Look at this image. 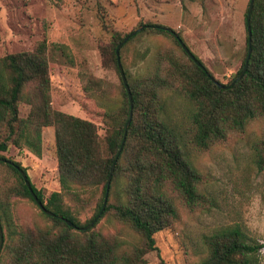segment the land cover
<instances>
[{"label":"trees","instance_id":"16d2710c","mask_svg":"<svg viewBox=\"0 0 264 264\" xmlns=\"http://www.w3.org/2000/svg\"><path fill=\"white\" fill-rule=\"evenodd\" d=\"M151 27L154 33L171 37L180 56L160 55L152 73L135 78L122 70L131 99V119L118 155L129 106L114 51L131 31L125 35L109 33L110 59L118 75L115 98L107 97L100 79L90 77L82 85L85 94L98 101L102 137L90 121L51 109L43 41L31 52L0 58V153L10 144L39 158L41 130L52 128L58 184V190L44 198L29 182L24 167L0 154V159L11 163L0 165L15 178L6 194L26 198L35 205L19 169L25 173L37 202L51 214L38 209L49 222L43 228L12 226L9 230V204L0 199V261L8 256L6 264H144V255L156 250L154 234L173 227L179 206L194 207L202 198L197 189L200 177L191 164L190 152L208 149L231 133L243 132L253 120L261 124L254 163L264 170V0L252 3L247 68L227 89L210 82L212 75L191 52L201 67L185 55L176 41L175 37L181 40L177 33L163 31L158 25ZM246 43L245 36L240 68L223 86L241 71ZM165 92L188 105L185 125L172 127L162 118ZM21 103L28 106L24 118L18 115ZM112 164L104 208L83 230L99 214ZM104 216L125 226L138 242L126 245L119 237H105L95 230ZM4 225L10 231L7 235L2 232ZM204 247V255L194 264H258L261 248L250 243L237 225L223 227L204 241Z\"/></svg>","mask_w":264,"mask_h":264},{"label":"rangeland","instance_id":"374dc122","mask_svg":"<svg viewBox=\"0 0 264 264\" xmlns=\"http://www.w3.org/2000/svg\"><path fill=\"white\" fill-rule=\"evenodd\" d=\"M247 5L248 0H0V58L31 52L43 41L51 109L90 121L102 137L98 101L88 97L82 85L87 78L100 79L107 97L115 98L118 75L110 59L111 31L125 35L141 25L171 29L224 85L244 57ZM160 55L180 56L171 37L150 28L118 51L120 66L129 78L152 73ZM163 98L164 121L172 127L185 125L186 102L169 92ZM27 113L28 106L19 104V117ZM52 131L50 127L41 130L39 158L10 144L0 153L25 168L29 182L44 198L58 190ZM260 132V122L253 120L243 132L190 152L202 198L194 207L179 206L173 227L154 234L156 250L144 255V264H194L204 255V241L231 225L239 226L250 243L261 246L258 264H264V170L258 169L253 157ZM14 182V175L0 165V199L9 204V230L48 226L28 199L6 194ZM9 230L2 227L3 234ZM95 230L105 237H119L126 245L138 242L135 234L109 216L101 218ZM6 258L0 264H6Z\"/></svg>","mask_w":264,"mask_h":264},{"label":"water","instance_id":"95a60500","mask_svg":"<svg viewBox=\"0 0 264 264\" xmlns=\"http://www.w3.org/2000/svg\"><path fill=\"white\" fill-rule=\"evenodd\" d=\"M252 3H253V0H249L248 1V5H247V9H246V14H245V33H246V39H247V43H246V56H245V59H244V62H243V66L241 68V71L239 72V74L228 84V85H225L223 86L222 84H219L217 81H215V79L213 78H209L210 82L215 85L217 88L219 89H227L229 88L230 86H232L235 82H237L244 74L246 68H247V61H248V58H249V55H250V29H249V18H250V12H251V9H252ZM147 28H153V27H149V26H146V25H142V26H139L137 28H135L133 31H131L127 36H125L119 43L118 45L116 46L115 48V51H114V54H115V61H116V67H117V70H118V74H119V77L121 79V83L124 87V90H125V93H126V96H127V101H128V106H129V111H128V115H127V120L124 124V127H123V132H122V141L120 143V146H119V149H118V152H117V155L119 154L120 150H121V147L123 145V141H124V138H125V135H126V131H127V128H128V125L130 123V119H131V99H130V94H129V91H128V88H127V85H126V82H125V78H124V75H123V71H122V68L120 66V63H119V58H118V51H119V48L121 47L122 44H124L128 39H130L131 37H133L134 35H136L137 33H139L140 31L144 30V29H147ZM161 30L163 31H166V32H171L170 29L168 28H160ZM176 38V41L178 42L180 48L182 49V51L185 53V55L197 66V67H201V65L199 64V62H197V60L194 59L193 55L190 53V51L185 47V45L181 42V40H179L177 37ZM206 76L209 77L208 74H206ZM116 155V157H117ZM0 162L1 163H5V164H11L5 160H2L0 159ZM113 165H111L110 167V170H109V174H108V177L106 179V188H105V195H104V198H103V202H102V205H101V209L99 211V214L95 217V219L89 223L85 228H83V230H86L88 229L95 221L96 219L99 217L100 213L102 212L103 208H104V205H105V201H106V192H107V189H108V185H109V181H110V176H111V173H112V170H113ZM18 174L20 175L23 183H24V186L26 187L27 191L29 192L32 200L34 201L35 205L38 207V209L40 211H42L45 215L47 216H51V214L49 212H46L43 207L37 202L35 196L33 195L30 187H29V183L28 181L26 180V175L25 173H23L21 170H17ZM57 219H61L68 227L72 228L73 225L71 223H69L68 221L62 219L61 217H57ZM1 244H2V235H1V230H0V249H1Z\"/></svg>","mask_w":264,"mask_h":264}]
</instances>
